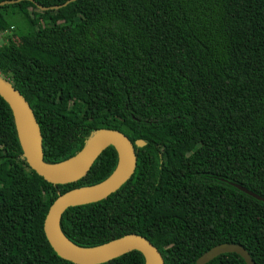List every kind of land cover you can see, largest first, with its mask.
<instances>
[{
	"label": "trees",
	"instance_id": "obj_1",
	"mask_svg": "<svg viewBox=\"0 0 264 264\" xmlns=\"http://www.w3.org/2000/svg\"><path fill=\"white\" fill-rule=\"evenodd\" d=\"M68 1L0 5V34L11 33L0 75L33 109L47 164L75 158L104 129L130 137L138 164L109 197L67 209L65 237L96 248L140 235L166 264H198L235 244L264 264V202L235 187L264 198V0ZM13 24L33 32L18 35ZM119 161L110 146L58 188L97 185ZM56 199L0 96V264H74L44 231ZM104 264L146 260L132 251ZM207 264L246 262L225 253Z\"/></svg>",
	"mask_w": 264,
	"mask_h": 264
},
{
	"label": "water",
	"instance_id": "obj_2",
	"mask_svg": "<svg viewBox=\"0 0 264 264\" xmlns=\"http://www.w3.org/2000/svg\"><path fill=\"white\" fill-rule=\"evenodd\" d=\"M21 1L24 0L6 1L0 3V5ZM71 1L75 0H69L64 6ZM40 8L50 9L41 6ZM0 96L6 100L13 110L24 155L30 168L55 187L57 199L51 205L45 218L44 231L56 254L74 264H104L129 252L139 251L145 257L146 264H166L161 251L143 236L130 234L96 248H81L69 241L61 229V219L67 209L99 202L118 191L132 178L137 170L138 155L136 146L130 137L118 130H100L89 140L84 150L73 158L79 157L71 168L64 172L57 171L54 167L63 163L50 165L44 161L42 132L33 109L21 92L13 86L12 81L1 75ZM20 127L23 130V135L25 133V138L20 133ZM24 139L25 141H23ZM136 144L138 147L146 145L143 140L137 141ZM110 146L117 149L120 161L116 171L108 179L91 187L71 190L64 194L60 192L59 185L76 182L83 178L102 152ZM235 187L264 202L263 197L245 187L240 185H235ZM225 253H236L245 260L246 264H254L250 254L243 247L235 244L215 246L198 260V264H207Z\"/></svg>",
	"mask_w": 264,
	"mask_h": 264
},
{
	"label": "rangeland",
	"instance_id": "obj_3",
	"mask_svg": "<svg viewBox=\"0 0 264 264\" xmlns=\"http://www.w3.org/2000/svg\"><path fill=\"white\" fill-rule=\"evenodd\" d=\"M13 28H14L15 30L18 29V28H16V25H15V24H13ZM17 32H18V33H17ZM31 32H33V29H32V28H28V29H26V28H24V27H21V28H19V29L16 31V33H17L18 35L28 34V33H31ZM10 35H11L10 32H5V33L0 34V47L7 43L8 37H9Z\"/></svg>",
	"mask_w": 264,
	"mask_h": 264
},
{
	"label": "bare ground",
	"instance_id": "obj_4",
	"mask_svg": "<svg viewBox=\"0 0 264 264\" xmlns=\"http://www.w3.org/2000/svg\"><path fill=\"white\" fill-rule=\"evenodd\" d=\"M20 126V125H19ZM23 130H22V128L20 127V133H21V135L23 136V138H25L24 136H25V133H24V135H23V132H22ZM23 141H25V139L23 140ZM78 159H79V157L78 158H76V159H73V160H71V161H69V162H67V163H63V164H61V165H59V166H55L54 168H55V170H57V171H61V172H64V171H66V170H68L69 168H71L77 161H78Z\"/></svg>",
	"mask_w": 264,
	"mask_h": 264
}]
</instances>
